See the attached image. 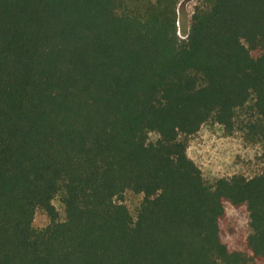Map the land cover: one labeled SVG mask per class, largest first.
<instances>
[{
  "label": "trees",
  "instance_id": "obj_1",
  "mask_svg": "<svg viewBox=\"0 0 264 264\" xmlns=\"http://www.w3.org/2000/svg\"><path fill=\"white\" fill-rule=\"evenodd\" d=\"M179 2L0 0V264H264V167L188 152L247 106L264 146V0H199L185 37Z\"/></svg>",
  "mask_w": 264,
  "mask_h": 264
},
{
  "label": "rangeland",
  "instance_id": "obj_2",
  "mask_svg": "<svg viewBox=\"0 0 264 264\" xmlns=\"http://www.w3.org/2000/svg\"><path fill=\"white\" fill-rule=\"evenodd\" d=\"M199 0H180L178 4L179 30L185 37V28H189L192 15ZM185 22V28L183 27ZM252 114L250 106L242 108L236 119V128L229 132L224 125L216 122H206L201 129L188 137L189 155L201 166L205 177L214 181L222 176H232L244 173L248 176L259 173L264 167V146L251 141L242 125ZM144 198V194L129 191L125 195V202L132 213L136 215ZM60 210L61 218L66 217L65 207L57 197L54 200ZM227 223L238 233L246 234L250 231L249 214L245 208H236L231 204L227 207ZM50 217L43 209H39L34 224L42 228L50 223Z\"/></svg>",
  "mask_w": 264,
  "mask_h": 264
}]
</instances>
